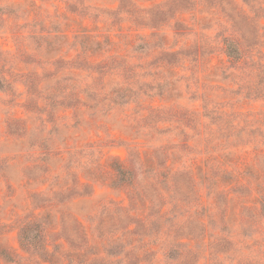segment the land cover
Returning <instances> with one entry per match:
<instances>
[{"label":"rangeland","instance_id":"1","mask_svg":"<svg viewBox=\"0 0 264 264\" xmlns=\"http://www.w3.org/2000/svg\"><path fill=\"white\" fill-rule=\"evenodd\" d=\"M263 205L264 0H0V264H264Z\"/></svg>","mask_w":264,"mask_h":264},{"label":"trees","instance_id":"2","mask_svg":"<svg viewBox=\"0 0 264 264\" xmlns=\"http://www.w3.org/2000/svg\"><path fill=\"white\" fill-rule=\"evenodd\" d=\"M224 46H225L226 55L228 56V58L231 61L239 62L243 59L242 49L233 40L225 39L224 40ZM115 171L118 173V175H120V176L124 175L125 176L124 181L125 182L127 181L129 183V186H132L131 184L135 183L136 177H135V174L133 173L134 172L133 170L128 169L127 167H125V168L116 167ZM127 176H129L130 178L126 179ZM262 213L264 216V205L262 207ZM27 233H28V231L24 232V234L22 236L23 241L28 240Z\"/></svg>","mask_w":264,"mask_h":264}]
</instances>
